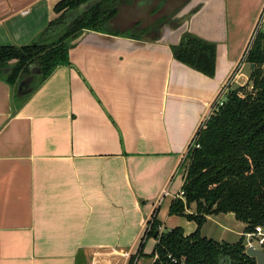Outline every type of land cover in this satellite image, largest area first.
<instances>
[{
  "label": "crops",
  "instance_id": "crops-1",
  "mask_svg": "<svg viewBox=\"0 0 264 264\" xmlns=\"http://www.w3.org/2000/svg\"><path fill=\"white\" fill-rule=\"evenodd\" d=\"M57 1L0 0V45L32 42ZM148 1L121 3L128 32L83 30L29 92L0 77V264H126L152 215L166 227L188 146L264 0ZM185 33L215 45L212 75L175 58Z\"/></svg>",
  "mask_w": 264,
  "mask_h": 264
},
{
  "label": "trees",
  "instance_id": "trees-1",
  "mask_svg": "<svg viewBox=\"0 0 264 264\" xmlns=\"http://www.w3.org/2000/svg\"><path fill=\"white\" fill-rule=\"evenodd\" d=\"M89 1L59 0L53 6L57 15L32 42L0 45V77L17 85L34 74L38 79L35 86L39 85L58 66L69 64L73 39L86 29L110 31L107 25L121 3L133 0H98L79 12ZM173 53L177 60L200 72L214 73L213 43L185 33ZM246 62L254 63L249 83L229 89L223 105L198 131L199 147L191 148L185 157L182 195L169 206L170 215L194 220L197 228L189 234L180 227L163 230L152 215L128 264L136 255H143L149 238L155 240L148 255L153 258L151 264H256L255 258L245 253L244 235L229 243L199 232L206 216L217 213H233L236 220L245 223L244 233L256 226L264 229V31L256 35ZM191 203L195 212L188 213Z\"/></svg>",
  "mask_w": 264,
  "mask_h": 264
},
{
  "label": "rangeland",
  "instance_id": "rangeland-1",
  "mask_svg": "<svg viewBox=\"0 0 264 264\" xmlns=\"http://www.w3.org/2000/svg\"><path fill=\"white\" fill-rule=\"evenodd\" d=\"M185 0H176V3H174V7L182 4ZM120 7V6H119ZM57 14L54 13V17ZM122 16L121 13L118 14L114 19L111 21L113 22L112 24L110 23L107 25L108 28H116L119 29L120 31L123 32H128L131 29H128L124 27L122 22ZM133 16H131V21H133ZM137 19V18H136ZM126 28V29H125ZM134 29V28H133ZM246 62L242 63L240 66L239 70L237 71L238 75V80L233 84V88L238 87V83L243 81L245 78H248L251 72V69L249 67V64H245ZM18 85V84H17ZM185 165V160L183 161V164L181 165V170H183V167ZM178 172V171H177ZM188 213H193L195 212L194 206L193 209H190L189 211H186ZM166 219H161V221L164 223L166 227L163 228V230H169L174 227H180L183 231V233H191L193 232L196 228L197 225L194 220H189L183 215H170L167 212ZM187 226H194V228L189 230ZM244 227L245 223L241 222L239 220H236L234 216L230 213H217V214H211L206 216L205 221L200 227V234L202 236H206L207 238H211L216 241H226L229 243H234L239 240V238L244 235L243 241L244 244L246 243V235L244 233ZM140 240V239H139ZM257 246V245H256ZM153 244L151 241L145 242V245L143 247L144 252H151L152 251ZM258 248H261L264 250V245L262 246H257ZM137 248L133 253H135ZM130 253L129 255L133 254ZM142 256V255H141ZM129 258V256H128ZM128 258L126 261V264H128ZM153 259V258H152ZM131 264H150V260L146 256L138 257L137 255L134 258V261Z\"/></svg>",
  "mask_w": 264,
  "mask_h": 264
},
{
  "label": "built area",
  "instance_id": "built-area-1",
  "mask_svg": "<svg viewBox=\"0 0 264 264\" xmlns=\"http://www.w3.org/2000/svg\"><path fill=\"white\" fill-rule=\"evenodd\" d=\"M260 31H264V3L261 7V10L258 14V17L256 19V22L253 26V29L249 35V38L247 40L246 46L244 48V51L241 55V58L239 60L238 66H237V70L233 71V73L230 74V76L228 77V79L221 85L219 92L217 94V96L215 97V99L212 101L209 110L207 111V113L205 115H203L199 127L196 131V133L194 134L187 152L191 149V148H197L199 147L198 141H197V136H198V131L204 127L206 121L208 120L209 116L211 115V113L217 109L218 107L222 106L226 95L230 89V85L231 82L234 78V76L236 75V72L238 71V69L240 68V66L242 65V63H244L246 61L247 55L249 53V50L252 46V43L256 37V35L260 32ZM186 152V154H187ZM185 154V157H186ZM184 157V158H185ZM185 160V159H184ZM166 192L163 190L162 194H165ZM179 195H182V190L179 192ZM148 227V226H147ZM146 227V228H147ZM145 228V229H146ZM145 231V230H144ZM247 239H246V243L245 248L248 247H253V248H258L257 246H262L264 245V229L262 226H256L255 229L252 232H247L245 233ZM257 245V246H256Z\"/></svg>",
  "mask_w": 264,
  "mask_h": 264
},
{
  "label": "water",
  "instance_id": "water-1",
  "mask_svg": "<svg viewBox=\"0 0 264 264\" xmlns=\"http://www.w3.org/2000/svg\"><path fill=\"white\" fill-rule=\"evenodd\" d=\"M96 1H98V0H90L89 2L85 3L84 5H82V6L79 8V12H80V11H83V10H86V9L89 8L92 4H94ZM140 3H141V1H140ZM152 3H153V0H150V1L147 2V4H150L149 7L152 6ZM137 5L139 6V4L136 3V6H135V7H136V10H137V11H135V13H133V15H134L133 18H134V19H136V18L138 17V15L143 14V12L146 11V9H148V7L143 9V7H142V3H141V9L138 10ZM142 9H143V10H142ZM140 11H141V12H140ZM118 14H119V12H118ZM118 14H116L115 17H116ZM115 17H114V18H115ZM114 18H113V19H114ZM11 65H12V64H11ZM253 68H254V63H251V64H250V69H251V71L253 70ZM31 79H32V76H28V77L22 79L21 81H19L18 86H17V93H18V94H19V93L24 94V93H26V92H29V90L25 91L26 89H25V90H23V89H24L25 87L28 86V84H29V82H30ZM245 253H246L247 255L251 256V257H254V258H255V261H256V264H264V251H263L261 248L248 247V248H246Z\"/></svg>",
  "mask_w": 264,
  "mask_h": 264
}]
</instances>
